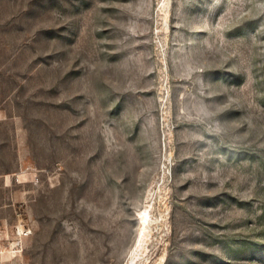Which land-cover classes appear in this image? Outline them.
<instances>
[{
	"label": "rangeland",
	"instance_id": "374dc122",
	"mask_svg": "<svg viewBox=\"0 0 264 264\" xmlns=\"http://www.w3.org/2000/svg\"><path fill=\"white\" fill-rule=\"evenodd\" d=\"M20 221L4 264H264V0H0Z\"/></svg>",
	"mask_w": 264,
	"mask_h": 264
},
{
	"label": "built area",
	"instance_id": "2783aa9c",
	"mask_svg": "<svg viewBox=\"0 0 264 264\" xmlns=\"http://www.w3.org/2000/svg\"><path fill=\"white\" fill-rule=\"evenodd\" d=\"M33 235L30 225L20 221L11 227H3L0 223V264H4L6 255L21 256L26 241Z\"/></svg>",
	"mask_w": 264,
	"mask_h": 264
},
{
	"label": "bare ground",
	"instance_id": "6f19581e",
	"mask_svg": "<svg viewBox=\"0 0 264 264\" xmlns=\"http://www.w3.org/2000/svg\"><path fill=\"white\" fill-rule=\"evenodd\" d=\"M147 211H145V215L143 216L144 217V219H146L147 218ZM147 220V219H146Z\"/></svg>",
	"mask_w": 264,
	"mask_h": 264
}]
</instances>
